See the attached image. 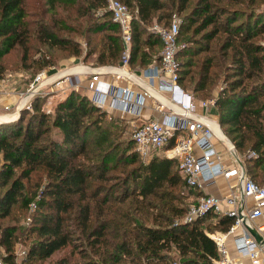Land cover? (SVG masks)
<instances>
[{"label": "trees", "instance_id": "16d2710c", "mask_svg": "<svg viewBox=\"0 0 264 264\" xmlns=\"http://www.w3.org/2000/svg\"><path fill=\"white\" fill-rule=\"evenodd\" d=\"M121 1L130 13L128 59L134 68L160 62L161 40L147 28L153 17L167 25L173 11L181 14L176 38L180 46L175 52L179 62L177 82L200 99L214 94L220 127L243 154L246 173L261 183L264 0ZM54 4H67L74 11L72 19L77 25L61 24L53 16L45 19ZM96 9L99 11L95 14ZM41 11L43 20L35 21L38 19L27 17L25 0H0V59L12 50L26 49L28 39L36 32L51 52L53 47L67 50L82 60L92 55L95 65L118 61L122 51L120 28L105 0H41L37 9L29 12ZM73 35L84 40V48ZM39 56L37 66L50 63ZM3 68L0 62V72ZM219 74L222 84L215 91L214 75ZM40 99L35 97L32 110L22 109L16 119L0 121V221L11 216L14 206L25 212L32 208L27 227L0 223L3 262L14 264L13 244L16 236L24 233L28 240L25 260L31 263L69 247L70 251L55 257L52 264H114L127 258L131 262L143 258L146 264H212L216 244L208 232L226 231L233 217L207 211L191 220H176L186 215L187 207L173 203L179 198L174 190L185 187L175 159L152 154L141 160L132 138L123 145L113 141L122 119H107L106 111L81 91L71 90L49 111L41 108ZM124 149L130 162L138 163L126 172L124 185L131 181L132 187L130 192L125 187L123 195L132 196L133 204L142 208L137 214L113 211L117 214L113 215L117 241L112 249L99 250L109 213L102 203L107 201V194L102 200L99 196L107 189L104 182L110 179L108 171L116 169ZM39 170L42 184L27 188L24 180L29 181L30 174ZM102 215L99 223L93 222ZM216 216V222H205ZM80 241H85V250L79 246ZM92 252H103L102 260L91 258Z\"/></svg>", "mask_w": 264, "mask_h": 264}, {"label": "built area", "instance_id": "2783aa9c", "mask_svg": "<svg viewBox=\"0 0 264 264\" xmlns=\"http://www.w3.org/2000/svg\"><path fill=\"white\" fill-rule=\"evenodd\" d=\"M105 1L112 20L120 28L122 51L118 61L114 64L96 65L93 68L90 67V70L87 71L66 69L57 72L55 75H53L54 73L47 74V70L42 69L34 75L26 91H20L19 100L14 110L16 111L21 106L28 104L31 95L42 93L44 84L53 83L58 78L60 80L55 85L60 97L57 100L63 98L69 91L81 86L80 74L83 73H89L85 87L93 92L109 95L111 97L109 104L117 105L121 115L129 110L130 94L152 97L159 103V107L167 106L170 114L182 122L187 132L180 134L178 131L180 129L167 126L158 119H145L132 125L130 138L134 140L135 149L144 159L150 158L159 149H162L167 157L175 159L178 173L183 178L187 191L201 186L199 177L203 167H206L211 175L220 172L227 177L235 176L237 183L233 186L234 189L229 195L219 198L214 194L202 193L197 195L194 200L192 198L187 208L186 219L191 220L207 211L224 213L233 217V221L226 231L213 230L208 232V235L216 244V256L211 258L212 264H244L231 258L225 245L227 235L235 232L237 228L242 229L236 235L235 242L240 255L248 258V264H264V221L256 220L264 210V180L257 183L246 173L241 157L237 154L232 141L217 122L221 135L217 130L215 131L211 122L194 113L191 94L183 90L177 82L179 62L176 59L175 52L180 46L176 39L179 30V19L172 17L167 25L160 24L156 19H153L148 27L149 30L158 34L161 40L160 62L158 66L152 67L153 71L150 77L157 75L159 72L167 76L171 93L168 98H164L158 90L145 82L142 76L136 74L130 67L128 58L131 25L127 5L121 0ZM101 74H108L115 80L125 79L126 84L119 87L107 79H102ZM135 85L138 86V91L134 90ZM113 89H119V94L113 93ZM48 97L46 96V101L43 102L42 106L45 111L51 110L55 103V99ZM91 101L100 108L105 105L103 100L94 97ZM201 103L203 105L214 104V98L208 97L201 100ZM211 133L218 136L225 143L227 150L234 157L236 166L224 167L220 163L219 154L216 151L203 153L201 158L195 155L193 143L197 140L198 135L202 134L207 137ZM247 198L252 199L251 204L247 205ZM222 201H225L229 206H222ZM247 227L252 229L258 235V238L254 237ZM0 264L7 263L0 259Z\"/></svg>", "mask_w": 264, "mask_h": 264}, {"label": "rangeland", "instance_id": "374dc122", "mask_svg": "<svg viewBox=\"0 0 264 264\" xmlns=\"http://www.w3.org/2000/svg\"><path fill=\"white\" fill-rule=\"evenodd\" d=\"M40 1L41 0H25V6H26V9L28 10L27 17L29 19H31V17H35V19H38L35 21L43 20L42 11L37 12V13L29 12L31 10H36L37 4ZM261 6L264 7V2H262ZM99 9L95 10V14L97 13V11H99ZM73 14H74V11L69 10L67 8V4L66 6L54 4L52 11L44 15V18L49 19L50 17L53 16L52 17L53 20L58 21L61 24L65 25L66 23H68L70 25H77L76 21L72 19ZM172 17H176L177 19H179V23L181 22V14L177 13L176 11H173L171 13L170 19ZM153 18L155 19V17ZM29 21L31 22L33 20H29ZM58 31L62 33L60 29ZM73 36L76 39H79L81 46L84 48L85 47L84 40L81 39V37L77 35H73ZM261 42L264 43V37L261 40ZM67 52H68L67 50L66 51L63 49L58 50L55 47H53L52 52H51V49L50 50L47 49L46 44H44L41 41L40 37L38 38L36 32H34V34H32L30 38L28 39L26 49H24L23 47V49L20 48V49H17L16 51L12 50L8 54H6L4 57H2L0 59V62H1L2 67L4 68H3V71L0 72V96H4L6 99L4 98L5 100L3 101L2 105H0V116L4 117L3 119H8V118L10 119L12 118V120L16 119L20 115V112L22 109L32 110V102L35 97L42 98V101L40 99L41 108L44 104L43 102L46 101V96L52 97L53 100L55 99V103H56V101H58L57 99L60 97L59 91L56 90L57 86L55 85L56 82H59L60 80L59 78L56 79L55 82L53 83L44 84L42 87L43 89L42 93L31 95L28 99L29 100L28 104H26L25 106H21L16 111L14 110L19 100L20 91L22 92L26 91V88L29 86L30 81L32 80V78L38 71L42 69L43 70L46 69L47 74L54 73L53 75H55L57 72L66 70V68H68V66L70 65L76 66V64H80V66L82 67L83 64L87 66L86 64L92 63V59H93L92 55H90L86 60H83V62H80L81 61L80 56H76V55H73ZM23 53H25V56L23 55ZM39 55H43L46 59L49 60L50 63L44 67L37 66V63L41 61V57ZM92 65H95V64H92ZM212 74H213V71H212ZM214 79H215L214 87L212 88L216 91L222 84L221 74H219V76L214 75ZM81 88H82V85L77 89H73V91H81ZM187 89L190 90V88H187ZM11 94L12 95L14 94L16 96V99L14 102L12 98H10L12 97ZM211 96L213 97L214 94H212ZM106 118L112 120L114 117L107 113ZM118 125L119 127L116 129V132L113 134V141H117L118 143H120V145H123L124 143L128 142L130 139V131L132 129V124L127 122L126 120H120V122H118ZM134 148H135V145H134ZM126 152L127 150L124 149L120 156V161L117 164L116 169L114 170L110 169V171H108L110 175V179L104 182L105 184L108 185L107 189L105 188L104 192L101 193L99 196V198L101 197V200H102V197L105 194H107V201L105 203L102 201V203H103L104 209H107L109 211L108 216L105 217V219H108V223L105 228L103 243H101L98 246L99 250L112 249L114 243L117 241V237L115 236L114 234L115 231L113 229V219H114L113 215L114 217H117V214H114L113 211L115 213L121 211L122 213L137 214V210L139 211L142 208V205L140 204L138 205L133 204L132 200L134 198L132 196L123 195V189L125 187H127V192H130V187H132L131 181L129 182L127 186L124 185V181H125L124 177L126 175V172L132 167V165H136L138 163V161L131 163L130 159L128 158L130 157V155ZM237 154L239 155V157L244 158L242 153L237 152ZM140 158L141 160H145L142 157ZM40 173H41L40 170L38 172L34 171L30 174L29 181H27V179L24 180V183L26 184L27 188L36 189L37 188L36 186H38L39 184H42L43 176L39 175ZM93 187L94 185L91 186L89 190H91ZM178 191H181V193ZM174 193H176V195L179 198L178 200L175 199L173 203L177 205H183L184 207L188 208L190 201H191V197L189 194H187L188 191L186 190V188L181 187V189L179 190L175 189ZM184 194H187V196L182 198L183 197L182 195ZM122 200H125V201L120 202ZM128 201L131 204H128ZM31 212H32V208H29L25 212L21 210L18 206H14L12 209L11 216L1 220L0 223L15 222L20 227H27L31 220L30 218ZM186 216H187V212H186V215L184 214V216L181 218L177 217L176 220L185 218ZM102 217L104 216L102 215L98 219L94 218L93 222L99 223ZM205 222H209L210 224H212L213 220L212 218H207ZM27 244H28V240L24 237V233L16 236V239L13 244L14 264H52L55 257L61 254H64V253L66 254L68 251H70L69 247H66V248L59 250L55 254H53L52 257H49L43 261H36V262L31 263L25 260ZM78 244L80 247H82L83 250H85V245H86L85 241H80L78 242ZM0 252L1 253L4 252V248L2 246H0ZM89 256H91V258L93 259L102 260L103 252L101 254L92 252V253H89ZM74 258L79 262L82 261V258H80L79 256H75ZM100 264H104V263H100ZM114 264H146V263H145V259L143 258L141 259L138 258L132 262H131V258H127L126 260H123L121 262L114 263Z\"/></svg>", "mask_w": 264, "mask_h": 264}, {"label": "crops", "instance_id": "0c3cea01", "mask_svg": "<svg viewBox=\"0 0 264 264\" xmlns=\"http://www.w3.org/2000/svg\"><path fill=\"white\" fill-rule=\"evenodd\" d=\"M154 19V18H153ZM152 19V20H153ZM151 20V22H152ZM150 22V23H151ZM150 23L147 25V28L149 27ZM161 24V23H160ZM149 29V28H148ZM160 53V49L158 51V54ZM75 60V58H74ZM80 62H83L82 58H80ZM159 64V62H157ZM155 62H150L145 68H134L133 71H135L136 74L142 76V79H144L145 82L150 84L153 88L158 90L161 95L164 98H168L170 96V83L169 79L167 76L163 75L162 72H159L157 75L150 77L152 74V67L153 66H158V64ZM157 64V65H155ZM80 65V64H76ZM86 67H92L96 65L86 64ZM72 65L68 66L71 67ZM83 66H85L83 64ZM89 73H83L80 74V83L82 85L81 92L86 94L90 99L92 97L103 100L105 102L104 107L101 109H104L106 113L112 115L113 117L126 120L127 122L131 123L132 125L134 123L143 121L145 119L149 118H154L158 119L161 122H163L167 126H174L180 132V134H185L187 131L184 129L182 122L180 120H177V118L174 115H171L168 107L167 106H162L159 107V103L156 102L152 97L148 96H139L137 94H130L129 95V110L128 112L124 113L121 115V111L117 105H110V96L109 95H103L97 92H93L90 89L85 87L86 83V78ZM102 79H107L111 81L112 83H115L117 86H123L126 84L125 79L121 80H115L110 77L108 74H101L100 75ZM135 91H138L139 88L137 85L133 87ZM185 91H188L191 94V100L193 102V110L194 113L197 115L203 116L207 121L211 122L212 126L214 127L213 122H217V112L214 104H208V105H203L201 103V100L193 95L191 90L184 89ZM16 93V92H15ZM113 93H116L117 95L119 94V89L114 90ZM12 95V94H11ZM4 96H0V105H2L4 99ZM13 102L16 99V96L13 94L12 97ZM206 99V98H205ZM9 100V99H7ZM219 124V123H218ZM220 126V125H219ZM221 128V127H220ZM215 129V127H214ZM216 131V129H215ZM193 151L195 155L198 158L202 157L203 153H208L212 151H216L219 154V161L222 163L224 167H232L236 166V162L234 160V157L232 154L227 150L225 143L215 134H210L209 136L205 137L202 134L198 135L197 140L193 143ZM153 154L157 155H165L164 151L161 149L155 151ZM166 156V155H165ZM200 181H201V186L199 188H192L189 191V195L191 197V200L202 193H210L218 196L219 198L225 197L229 195L233 189L234 185L237 183V179L235 176H224L220 172H216L214 175H211L206 167H203L202 172L200 174ZM196 191H200L199 194H197ZM239 201V199H238ZM246 203L251 204L252 199L247 198ZM237 204V203H236ZM222 206L228 207L229 205L226 204L225 201H222L221 203ZM216 217H213V221L216 222ZM257 221H264V210L262 215L256 218ZM216 230V229H215ZM220 231V230H217ZM242 231L241 228H237L235 232L229 233L227 237L225 238V245L228 249L229 256L233 259H237L239 262L248 264V258L240 255L239 251L237 250L236 247V235Z\"/></svg>", "mask_w": 264, "mask_h": 264}, {"label": "bare ground", "instance_id": "6f19581e", "mask_svg": "<svg viewBox=\"0 0 264 264\" xmlns=\"http://www.w3.org/2000/svg\"><path fill=\"white\" fill-rule=\"evenodd\" d=\"M66 69H68V70H79V71H81V70H84V71H87V70H90V68H88V67H86V66H78L77 67V65L76 66H72V67H69V68H66ZM0 118H4V117H1L0 116ZM8 119H10V118H8ZM214 127H215V129L219 132V134L221 135L222 133L220 132V129L218 128V125L214 122Z\"/></svg>", "mask_w": 264, "mask_h": 264}, {"label": "water", "instance_id": "95a60500", "mask_svg": "<svg viewBox=\"0 0 264 264\" xmlns=\"http://www.w3.org/2000/svg\"><path fill=\"white\" fill-rule=\"evenodd\" d=\"M8 120H12V118L11 119H0V121H8ZM247 229L251 232V234L254 235V237L258 238V235L252 229H250L249 227H247Z\"/></svg>", "mask_w": 264, "mask_h": 264}]
</instances>
